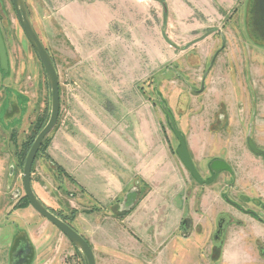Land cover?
I'll return each instance as SVG.
<instances>
[{
    "label": "rangeland",
    "instance_id": "rangeland-1",
    "mask_svg": "<svg viewBox=\"0 0 264 264\" xmlns=\"http://www.w3.org/2000/svg\"><path fill=\"white\" fill-rule=\"evenodd\" d=\"M240 1L230 13L189 16V0H25L59 77L60 115L48 142L73 134L79 153L87 142L120 133L129 112L130 147L146 152L147 166L162 160L159 191L167 203L184 206L169 239L168 232L150 236L153 225L145 235H121L120 216L108 220L114 240L104 242L107 252H97L98 264H264V162L248 145L253 140L264 149V23L254 18L264 13H253L254 0ZM0 28L9 60L8 71L0 66V260L12 264L14 245L3 246L14 234L26 236L29 217L17 212L35 213L22 184L25 153L50 118L52 92L12 0H0ZM171 118L200 176L209 180L217 172L211 184H199L179 158ZM135 123L140 139L132 138ZM51 142L36 157L32 180L73 221L70 200L79 184L67 180L58 160H70L74 151L55 154V162ZM216 161L232 172L218 171ZM242 210H253L263 223ZM220 214L232 219L222 239L214 235ZM76 250L64 264H88Z\"/></svg>",
    "mask_w": 264,
    "mask_h": 264
},
{
    "label": "crops",
    "instance_id": "crops-1",
    "mask_svg": "<svg viewBox=\"0 0 264 264\" xmlns=\"http://www.w3.org/2000/svg\"><path fill=\"white\" fill-rule=\"evenodd\" d=\"M240 4V0H189V16L196 12L203 14L205 12H215L216 10L230 13L232 10L236 11ZM191 6L193 8H190ZM105 105V103H102V106L108 112L112 110V104L111 106L108 105V107ZM26 108L28 113V103ZM116 108L119 107L117 106ZM16 109L20 111L19 107ZM127 114L128 118L124 119L123 116V120H126V125L120 133L113 131L114 133H111L109 139L106 136L93 142H87L85 150L79 153L75 149L77 144L74 143L75 138L73 137L75 135L73 134H61L55 139L52 138L48 148V154L51 157L53 156L52 158L53 160L55 159V162H57L55 154L62 158L61 152L74 151V154L70 153L69 155L70 160H66V156L63 157L68 163H64L63 161L65 160L62 158L63 161L58 160V164L64 171L67 180L73 178L74 183L77 184V181L79 184L74 201L70 200L71 205L73 204L74 212H76L75 216L73 214L74 220L71 225L89 242L94 251L96 262L98 260L97 252H107L109 245L105 244L110 240H114V233L109 228L110 222L108 220L117 222L120 220L121 224L124 223L122 224L121 235L125 233L130 236L127 233L130 234L131 230L132 233L137 231L140 235H145L153 225V233L147 232L150 236L157 237L168 232L169 239L171 238L172 230L176 226L178 212L184 208L179 201H175L174 204L171 202L167 203V199H164L159 191L162 160H148L150 163L147 166L146 152L130 147L131 122L129 112ZM141 131L142 128L140 129ZM141 134L139 133V126L135 123L132 138L140 139L142 138ZM76 140L79 141L78 139ZM52 149L54 150L52 151ZM56 151L58 152L55 153ZM75 156L78 160L74 162L73 157ZM155 156L156 154L154 153L153 158ZM72 160L74 167L71 166ZM151 183H155L153 189L150 185ZM32 186L39 200L54 214H57L61 219L65 216H70V212L66 207H60L50 201L39 182L32 180ZM145 189L150 191L146 193ZM131 194H136V199H134V204L130 208L129 198ZM77 197L81 200L82 206H76ZM163 200H165L164 203ZM87 206L89 207L87 208ZM31 210L35 211L34 209ZM21 211L26 212L29 217V224H27L28 227L25 230L26 236L14 239V234L12 242L8 246H3L10 248L11 245H14L12 264H64L63 261L67 252L79 255L76 247L69 239L45 218L44 220L38 218L37 215L39 214L36 211L33 213L30 212V208H27L17 213ZM118 216H120V219H115ZM173 220L174 224L172 223ZM99 221H101L102 225L103 223L105 224L103 228H100ZM147 221L152 224H146ZM36 222L39 224L38 227L33 226ZM131 237L133 238V236ZM104 242L106 243L104 244ZM2 252L4 253V251H1L0 255H2ZM2 261L0 260V264L3 263Z\"/></svg>",
    "mask_w": 264,
    "mask_h": 264
},
{
    "label": "water",
    "instance_id": "water-1",
    "mask_svg": "<svg viewBox=\"0 0 264 264\" xmlns=\"http://www.w3.org/2000/svg\"><path fill=\"white\" fill-rule=\"evenodd\" d=\"M17 18L19 20L20 26L29 41L32 45L33 49L35 50L36 54L38 55L45 72L48 77L50 89L52 92L51 95V113L50 118L45 125V127L40 131L38 136L36 137L34 143L32 144L24 164L23 168V175H22V184L23 189L25 192V196L28 199L29 205L34 209L39 215L45 218L48 222L53 224L57 227L68 239L69 241L79 249L85 256L86 261L88 264H97L96 257L92 247L90 246L89 242L75 229L72 225L67 223L66 221L62 220L56 214H54L49 208H47L37 197L33 190L32 186V169L37 154L45 140V138L51 133V131L56 126L59 115H60V90H59V77L56 70V67L53 63L52 57L43 44L42 40L38 36L27 12V7L25 4V0H12ZM8 52L6 48V44L3 38V34L0 29V66L8 71ZM204 87V86H203ZM202 87V89H203ZM171 122L173 125L174 132L179 140L180 146L177 148L176 152L183 162L184 166L187 170L193 175V177L202 184H211L215 177L204 180L201 178L199 173L197 172L191 155L189 153L187 143L183 135L178 131L176 125L174 123L173 118H171ZM250 149L255 154H261L262 152L256 147L255 143L252 140L248 141ZM214 167L222 169H229V166L224 161H216L213 163ZM219 171V170H218ZM217 173V172H216ZM216 175V174H215ZM134 199H136V194H131L129 198V206L130 208L134 204ZM129 208V209H130ZM128 209V210H129ZM216 236L221 237L220 234H216Z\"/></svg>",
    "mask_w": 264,
    "mask_h": 264
},
{
    "label": "flooded vegetation",
    "instance_id": "flooded-vegetation-1",
    "mask_svg": "<svg viewBox=\"0 0 264 264\" xmlns=\"http://www.w3.org/2000/svg\"><path fill=\"white\" fill-rule=\"evenodd\" d=\"M13 3V2H12ZM252 9H253V13H264V0H254V6H252ZM16 13V12H15ZM17 16V15H16ZM257 16L258 15H256L254 18L256 19V22H259V23H264V17L263 18H260L259 20H258V18H257ZM259 17V16H258ZM255 22V24H257ZM1 29V28H0ZM1 32H2V30H1ZM207 74V73H206ZM205 76H207V75H205ZM205 79V78H204ZM204 82H205V80H203V82H202V86L201 87H203L204 86ZM202 90V89H201ZM253 141V140H252ZM254 142V141H253ZM255 143V142H254ZM249 145V144H248ZM255 145H256V147L262 152V155L260 154H255L253 151V153L255 154V155H257L259 158H261L262 159V161L264 162V149H262V148H259L258 146H257V144L255 143ZM194 163V162H193ZM195 165V164H194ZM229 166V165H228ZM196 168V167H195ZM197 170V169H196ZM218 170H222L221 172H224V171H229V172H232V169H231V167L229 166V169H222V168H219ZM198 172V171H197ZM190 173V172H189ZM191 174V173H190ZM215 176H217L218 174L215 172ZM192 175V174H191ZM200 175V174H199ZM193 176V175H192ZM202 178V177H201ZM203 179V178H202ZM211 179V178H210ZM196 180V179H195ZM197 181V180H196ZM198 182V181H197ZM199 184H202V183H200V182H198ZM203 185V184H202ZM206 185V184H205ZM209 185V184H208ZM226 197V196H225ZM224 197V198H225ZM225 199H227V198H225ZM227 201V204L229 205V206H231L233 209H240L241 210V206L238 204V203H236L235 204V202H233V201H231L230 199H227L226 200ZM244 213H247V214H250L253 218H255L256 220H258V221H262V223H263V220H262V218L256 213V212H254L253 210H251V211H249V210H242ZM231 218L228 216V215H226V214H220L219 215V217H218V219H217V224H216V226H217V228H216V230H215V233H214V235H215V237H217L216 236V234H220V236H221V239H222V237H223V235L225 236V234H226V229H227V227H229V225L231 224ZM218 245H220V243H216V248H218Z\"/></svg>",
    "mask_w": 264,
    "mask_h": 264
},
{
    "label": "trees",
    "instance_id": "trees-1",
    "mask_svg": "<svg viewBox=\"0 0 264 264\" xmlns=\"http://www.w3.org/2000/svg\"><path fill=\"white\" fill-rule=\"evenodd\" d=\"M41 125V127L38 129V131H37V133H36V136L35 137H37V135L40 133V131L45 127L43 124H40ZM35 137L33 138V140L31 141V143H30V145H28V151L27 152H29V150H30V148H31V146H32V144L34 143V140H35ZM49 142H51V138L49 139ZM48 142V139H47V137L45 138V140H44V142H43V144H42V146H41V148H40V150H39V152H38V154H37V156L39 155V153L43 150V148L47 145V143H49ZM25 153V157L27 156V154L28 153ZM25 199H26V203L27 204H29V202H28V199L25 197ZM57 215V214H56ZM76 214H74V216H75ZM71 217H63L62 218V220H64V221H66L67 223H69L70 225H71V223H72V219L73 218H71Z\"/></svg>",
    "mask_w": 264,
    "mask_h": 264
}]
</instances>
